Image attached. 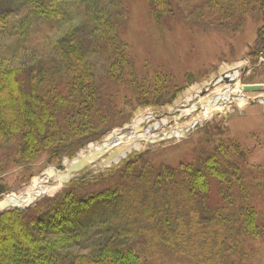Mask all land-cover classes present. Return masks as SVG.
<instances>
[{
  "label": "trees",
  "instance_id": "16d2710c",
  "mask_svg": "<svg viewBox=\"0 0 264 264\" xmlns=\"http://www.w3.org/2000/svg\"><path fill=\"white\" fill-rule=\"evenodd\" d=\"M183 1L148 0L158 19L183 15ZM12 3L0 9V264H248L250 243L264 244V168L232 136L178 164L132 154L23 209L3 199L8 170L74 156L131 102L176 86L163 71L138 74L125 0ZM255 8L264 17V0H206L195 13L237 23Z\"/></svg>",
  "mask_w": 264,
  "mask_h": 264
},
{
  "label": "rangeland",
  "instance_id": "374dc122",
  "mask_svg": "<svg viewBox=\"0 0 264 264\" xmlns=\"http://www.w3.org/2000/svg\"><path fill=\"white\" fill-rule=\"evenodd\" d=\"M12 1L2 0L0 9L14 8ZM205 2L206 0H184L183 15L158 19L150 12L148 0H125L129 12L122 29L123 37L128 43L138 74L154 78L155 72L163 71L167 76H171L170 78H174L173 84L176 86H172V90L164 93L161 99L151 93L144 103L131 102L132 107H129L127 112L129 118L118 119L109 133L100 140L88 142L74 156H64L58 163L49 162L47 157L43 156L29 166L28 170L25 165L8 170L2 176L4 184L9 188L3 199L30 187L38 178L45 176L44 173L49 168L56 169L58 173L67 171L74 159L82 157L84 152L86 155L91 151L92 144L99 145L111 135H130L127 129L131 127L132 122L139 116L150 113L160 115L155 120H159L161 126L153 131V135L161 137L163 133L180 126L184 129L183 135L161 139L157 143H144L141 148L133 149L118 162L109 165L106 164L108 155L105 154L86 163L74 176L83 173L89 176L98 174L132 154L146 151L158 159L178 164L181 159L185 160L184 158L191 156L196 143L226 136H232L249 152L250 165L264 168V102L258 99L264 97V90L243 91L245 85H264V38L259 40V28L264 23V17L255 8L237 23H210L208 20L198 22L195 12L201 10ZM7 40L5 36L0 37V41ZM235 69L240 71L236 82L242 85V92L250 97V100L243 106L231 102L223 113L213 115L188 130L186 125L202 113L199 97L207 99L218 88H224L228 83L218 82L184 107L187 98L210 86L216 78ZM234 85L235 83H232V86ZM160 93L155 95L159 97ZM193 103L199 108L187 114V109L192 108ZM163 118L166 122L162 121ZM218 128H223L224 132H219ZM50 180L61 182L57 175ZM42 190V197L35 200V203L49 196L44 192V187ZM261 209H264V206H261ZM248 254L251 257L248 264H264V244L261 241L250 243ZM166 257L168 260L173 258L176 261L174 264H187L182 263L180 258L169 257L168 254Z\"/></svg>",
  "mask_w": 264,
  "mask_h": 264
},
{
  "label": "bare ground",
  "instance_id": "6f19581e",
  "mask_svg": "<svg viewBox=\"0 0 264 264\" xmlns=\"http://www.w3.org/2000/svg\"><path fill=\"white\" fill-rule=\"evenodd\" d=\"M226 74H228L232 78H236L237 81L240 71L239 69H235L233 72ZM262 87V89L259 88V91L264 90V85ZM238 91L241 92L239 93ZM194 98H196L195 94H192L187 98L186 103H192ZM199 98L201 100L200 109L202 110V113L198 117L194 118V120L190 124L186 125V128L193 126V124L197 121H205L211 118L213 116L214 110H219L223 113L225 110L228 109L231 102H236L239 106H243L250 100V97H248L245 93L242 92V85L238 82H235L234 86H232L231 83H228L226 87L218 88L215 93L207 99L201 97ZM187 106L188 105H185L184 107ZM198 108L199 107L197 106V104L193 103L192 108L187 109V114L192 113ZM202 116L205 120L202 119ZM152 121H154V124L152 123ZM162 121L166 122V119L163 118ZM130 126L131 127H128L127 130L128 133L131 134L126 135L127 137L124 142L119 139L120 134L110 136L111 138L107 142L108 147H111L112 145H123L126 148L123 150L122 154L116 156L113 160L106 161L107 165L114 162H118L133 149L141 148L144 143L150 142L151 140L155 139L157 136L153 135V131L157 130L161 126V123L159 120H155V115L147 114L139 116L136 120L132 122ZM183 133L184 129L180 126L162 134L161 136L165 135L166 137H181ZM102 148L104 147H101L100 144H92L90 146V152H93V150L95 149L100 150ZM84 154L85 152L81 156H83ZM43 187L46 189L44 190L46 194L53 195L59 191V189L62 187V184L61 182H52L50 179H48L47 176H42L24 191L17 193L16 195L12 194L7 196L6 200L9 202V205L16 203L26 205L30 201V199H37L40 193L43 192Z\"/></svg>",
  "mask_w": 264,
  "mask_h": 264
},
{
  "label": "water",
  "instance_id": "95a60500",
  "mask_svg": "<svg viewBox=\"0 0 264 264\" xmlns=\"http://www.w3.org/2000/svg\"><path fill=\"white\" fill-rule=\"evenodd\" d=\"M218 82H226V83H231L232 84V83L236 82V78H234V77L232 78L228 74L225 73L222 76H220V77L216 78L215 80H213L210 86L206 87L204 90H202L199 93L195 94V97L202 96L206 91L209 90V88L211 86L217 84ZM259 88L262 89L263 87L260 86V85H255V86L254 85H245L244 88H243V91H248V90L259 91L260 90ZM258 99L261 100L262 102H264V97H260ZM188 104H191V102L184 103L183 106L188 105ZM219 114H221V112L219 110H214L213 111V115H219ZM224 114L227 117V113L225 112ZM153 115H155V119L157 117H160V115H158V114H153ZM202 119L205 120L203 116H202ZM202 122L203 121H197L196 123L193 124V126L187 128V129L190 130L192 127H196L197 125L201 124ZM175 128H177V127H175ZM126 137L127 136H125V134H120L119 139L124 142ZM110 138L111 137L109 136V138L107 140H105L104 142H102L100 144V146L104 147V148H102L100 150L95 149V150H93V152H89L88 154L83 155L82 157H78V158L74 159L72 164L69 166L67 171L58 173L56 169L49 168V169H47L45 171L44 175L47 176L48 179H51V178H53V177H55L57 175L61 179L60 181L62 182V185H64L66 182L70 181L74 177V174H76V172L81 171L86 166V163H88L89 161L99 159L101 156H103L105 154L108 155L106 157L107 161L113 160L116 156L122 154L123 150L126 147H124L123 145L122 146H118V145L113 146L112 145L111 147H108L107 146V142H108V140ZM165 138H169V137H166L165 135H163L161 137H156L155 139L151 140L150 142L157 143L161 139H165ZM41 197H42V193H40V195L37 197L36 200L40 199ZM33 203H35V200L30 199V201L26 205H22V204L21 205L14 204V205L17 208L23 209V208L29 207Z\"/></svg>",
  "mask_w": 264,
  "mask_h": 264
}]
</instances>
